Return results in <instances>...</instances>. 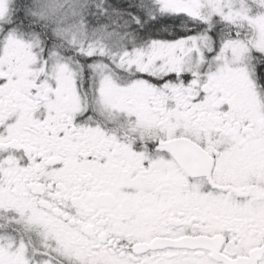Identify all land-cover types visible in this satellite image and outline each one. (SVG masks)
<instances>
[{
	"label": "snow or ice",
	"instance_id": "snow-or-ice-1",
	"mask_svg": "<svg viewBox=\"0 0 264 264\" xmlns=\"http://www.w3.org/2000/svg\"><path fill=\"white\" fill-rule=\"evenodd\" d=\"M0 264H264V0H0Z\"/></svg>",
	"mask_w": 264,
	"mask_h": 264
}]
</instances>
